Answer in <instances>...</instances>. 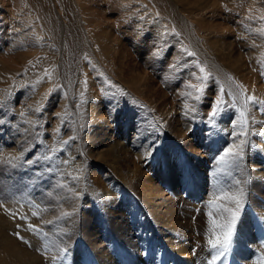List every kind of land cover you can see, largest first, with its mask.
I'll list each match as a JSON object with an SVG mask.
<instances>
[{"label": "rangeland", "instance_id": "374dc122", "mask_svg": "<svg viewBox=\"0 0 264 264\" xmlns=\"http://www.w3.org/2000/svg\"><path fill=\"white\" fill-rule=\"evenodd\" d=\"M51 1L61 25H76L86 37L102 31L115 38L109 45L117 46V54L110 69L91 42L89 52L73 55L63 76L52 67L50 76L45 70L31 77L21 68L42 62L46 41L32 31L13 38L16 0H0V260L210 264L216 250L207 243L208 212L219 214L209 201L242 190L230 249L216 264H261L264 105L246 100L264 101V0H72L79 20H69L57 0ZM205 75L202 82L196 79ZM190 83L202 84L199 100ZM220 98V111L212 117ZM92 137L109 138L113 146L130 139L135 150L123 148L125 159L113 167L106 163L105 145H91ZM241 141V156L221 162L224 151ZM69 150L80 163L67 162L62 180L57 158ZM11 157L22 158L9 163ZM40 175L51 189L40 183L37 194L44 206L56 208L49 231L43 226L48 210L32 227L21 224L34 205L39 209L29 190ZM112 188L119 192L107 196ZM160 202L171 211H157ZM170 218L178 223H161ZM33 231L41 237V251L28 239Z\"/></svg>", "mask_w": 264, "mask_h": 264}, {"label": "bare ground", "instance_id": "6f19581e", "mask_svg": "<svg viewBox=\"0 0 264 264\" xmlns=\"http://www.w3.org/2000/svg\"><path fill=\"white\" fill-rule=\"evenodd\" d=\"M71 1L72 0H57L58 6L60 9L59 11H62L61 13L65 17H67L69 20L71 19V16H73L74 20L75 18L76 20H79L75 14L73 15L75 4L71 3ZM15 3H16V6H18L17 9L19 10L18 12L20 13H18L19 17H17L13 21H10V24H11L10 27L12 28V34H13L12 37L16 38L22 35L26 37H30L31 35L30 33L34 32L35 37L42 38V40L46 41L45 44L41 45L42 49H41L40 55L42 58V62L35 68H33L29 62L28 64H26L25 68L20 67L21 71H27L28 73H30L31 77H38L40 73H42L45 70L49 71L50 68L53 67L56 69L59 76L60 75L63 76V74H66V71L62 69L65 67L67 71L69 70V65L71 64L73 55L76 53L78 54V52L82 50L89 52V48L87 47V44L91 42H93V50L98 55L99 60L106 59L109 63L110 69H113L114 59L116 58V54H117V46H115L114 44L109 45V42L111 40L114 41L115 38L111 39V37H107L103 35L102 31H99V32L89 31V37H86L85 34L83 35V33H81L80 31L81 29L78 30V27H76V25H72L70 23H67L66 25H61L59 17L55 11V6L53 5L51 0H16ZM66 6L68 7L67 10L64 8ZM2 18L4 19V17ZM86 20H89V19L86 18ZM1 28H2V25H0V33L2 31ZM188 39L190 38H187V37L183 38L184 41H188ZM43 49L45 50V52ZM84 56L86 58L87 56L91 57L90 55H84ZM94 63L98 65V61L95 59H94ZM11 66H12V63H11ZM20 68L14 69V70H19ZM7 74H10V71H8ZM11 75H14V74H11ZM123 80H120L118 83H125L126 81L123 82ZM4 86H6V83L4 84ZM121 86H123V84ZM4 92L5 90L3 91L1 95L3 100L5 99ZM6 104L8 106V102ZM30 125L31 123H27L24 126H28L29 128ZM97 125L101 126L102 128H107V125L105 123L103 124L98 123ZM22 130L23 128L20 129L17 138H20V139L24 138L23 137L24 134L22 133ZM135 132L139 133V130L136 129ZM107 140H109V138H104V139L95 138L94 139V137H92V139H90L89 142L91 143V145H97L98 143H102L103 145H105L106 155H107L106 163L109 162V164H111L113 167L117 165L119 162H122L123 159H125V156H122L124 154L123 153L124 150L128 148L130 150H135L132 148L131 145H128L130 139H123V141L120 143L123 145L118 144L117 146L111 145L110 142L109 143L107 142ZM131 142H135L136 145L138 146L141 145L139 139H134ZM123 148H126V149H123ZM77 157H78V154L76 151L69 150L67 157L59 156L57 158V161H58L57 171L59 172L58 176H60L62 180H65V178L68 177V173H69V170L65 169L64 167H68L70 165H67L65 162L67 161L69 163L77 165V163H80L76 161ZM34 181H35V184L33 188H30L29 194L36 201V203L39 206V209L37 206L34 205L33 213L30 215L26 214L27 215L26 224L23 222L21 224H23L24 226L28 224L30 225L34 224L36 221V218L42 215L43 210H48L51 213V217L45 220V224L43 226L48 231L51 229L53 230V228H50V223L52 222L56 208L53 205L44 206L43 202L41 201L39 197V194H37L40 183H42V186L44 188L51 189L47 185V183L49 182L47 180L45 181L42 180L41 175L39 179L35 177ZM117 191L118 189L112 188L111 190H107L106 194L108 196L109 193L117 192ZM114 198H116V194H114ZM63 207L65 209L69 208L68 201L64 198H63ZM152 208H154L153 201H152ZM155 208L157 211H163L166 213H169V211H171L170 205H165L163 204V202L155 203ZM176 222L178 223V220L176 218L175 219L170 218V219L161 221V223H163L166 226L174 224ZM207 232L208 231L206 230V233ZM207 234L210 235V233H207ZM56 235H60L61 241L63 242V235L60 234L58 231H56ZM40 238L41 237L35 231H33V233L30 234V238H28L32 244H36L35 250H38V251L42 250L41 247L39 246ZM145 250L148 251V248L147 249L145 248ZM145 250H144V253H145ZM16 258L21 259L22 257L16 254ZM34 258H35L34 261H37L38 259H40V256L37 253H35ZM0 264H12V262L10 260L7 261L5 259H2L0 260Z\"/></svg>", "mask_w": 264, "mask_h": 264}, {"label": "snow or ice", "instance_id": "6c2138e0", "mask_svg": "<svg viewBox=\"0 0 264 264\" xmlns=\"http://www.w3.org/2000/svg\"><path fill=\"white\" fill-rule=\"evenodd\" d=\"M261 19H264V17H261ZM262 34H264V28L261 29ZM264 63V61H261ZM200 71L203 73L204 69L201 68ZM46 75L50 76V73L46 70ZM264 74V72H262ZM207 77L205 76H199L196 77L198 81H203ZM189 88L193 89L197 95L194 97L195 99H200V94L203 93V87L202 84H189ZM188 96H192V92L187 93ZM252 102V103H259L261 105H264V101H256L255 97L248 96L246 103ZM223 103L222 98L218 99L215 103V105L212 108L211 116L215 117L218 112L220 111V106ZM35 111L39 112L40 107H37ZM241 121L240 123L242 125H246L247 121L244 119V113L241 112ZM246 131H241L240 135H245ZM64 143H67L65 141ZM244 144V141H241L239 144H234L232 147L226 149L223 153V155L220 156L221 162H226L229 159H235L242 154V146ZM22 157H11L9 159V163L12 162V160L20 159ZM30 162V161H29ZM67 163V161L65 162ZM244 193L242 190L237 191L235 193H221L218 196H214L212 200L209 201V207L210 209L214 210L216 213L219 214V218L213 215V211L208 212L209 221H210V228H209V238L207 240L208 245L211 247V249L216 250L215 255H213L212 260L210 261V264H216V261L220 260L222 257L225 256V254L229 251L233 236L235 234L236 225L240 216V210L243 207L244 203ZM231 205V206H230ZM30 227H32L30 225ZM261 264H264V261L261 262Z\"/></svg>", "mask_w": 264, "mask_h": 264}]
</instances>
